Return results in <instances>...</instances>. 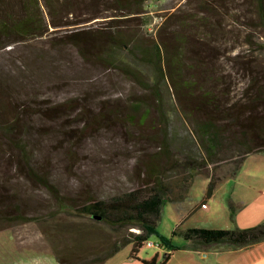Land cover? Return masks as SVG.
<instances>
[{"label":"rangeland","instance_id":"1","mask_svg":"<svg viewBox=\"0 0 264 264\" xmlns=\"http://www.w3.org/2000/svg\"><path fill=\"white\" fill-rule=\"evenodd\" d=\"M106 6L100 5L99 15L91 17L73 3L56 18L71 24H48L42 36L0 48V124L13 127L6 135L0 130V264H56L49 252L81 264L140 232L136 226H111L81 212L90 199H107L143 182L142 158L157 150L152 138L160 132L158 122L130 124L125 117L129 103L139 98L150 105V121H157L149 88L120 69L82 58L68 44H56L71 33L89 40L124 20L109 19L126 17ZM128 22L146 40L182 36V77L198 79L224 107L247 101L254 90L252 79L264 81V28L254 16L252 1L146 0L144 12ZM142 73L151 87L154 73L143 67ZM160 85L170 147L182 157L184 151H195L192 126L170 81L166 78ZM197 93L195 89L193 96ZM15 140L24 144L29 163L46 175L61 199L28 174ZM233 166L228 160L211 168L224 175ZM167 174V179L181 177L178 172ZM207 185L205 175H196L183 201L162 204L149 239L175 249L168 264L190 261L182 246L187 228H237L229 202L249 205L264 188V151L250 154L236 171L225 174L210 196ZM18 215L23 219H4ZM131 247L122 245L116 257L129 256ZM157 250L143 245L139 255ZM159 255L163 258L164 253Z\"/></svg>","mask_w":264,"mask_h":264},{"label":"trees","instance_id":"2","mask_svg":"<svg viewBox=\"0 0 264 264\" xmlns=\"http://www.w3.org/2000/svg\"><path fill=\"white\" fill-rule=\"evenodd\" d=\"M249 1L253 3L254 16L258 24L264 28V0ZM76 2L77 5L85 7L91 13V17L99 15L100 5L103 4L105 6L108 4L105 9H112L116 13L114 15L126 17L109 19V22L124 20H120L121 23L110 24L107 31L89 40L77 36V33H71L56 44L59 43L58 46L68 44L74 47L82 58L92 57L108 68L120 69L138 85L149 88L157 103V121L155 119L150 121V105L148 101L139 98L129 103L125 117L130 124L144 125L147 120L151 125L155 122L160 123L159 134L154 132L152 138H156L158 142L157 150L142 158L145 174L143 182L135 188L107 199H90L81 209L83 214L96 217L111 226L128 225L140 229V232L132 233V237L124 239L107 254L81 263L99 264L125 243L132 244L131 256L137 257V252L156 227L164 201L167 199L175 203L183 201L196 175H205L208 178L206 195L210 196L225 174L236 171L250 154L264 151V81L252 79L250 84L254 90L247 97V101L234 102L224 107L216 93L210 88H204L198 79L182 77L181 60L184 56L182 36L174 35L167 40H146L142 32L129 24V20L138 19L144 12L146 0H0V48L42 36L48 31V24L53 27L71 24L56 18ZM123 52L129 60L123 58ZM142 67L154 73L151 87L146 82ZM166 78L178 99L183 98L180 102L185 106L184 115L192 126L190 139L194 143L195 151H184L182 157L174 153L170 147L168 115L160 87V81ZM195 89L198 93L193 96ZM186 101H192L193 105L187 104ZM0 130L4 135L11 133L12 124L8 126L0 124ZM13 143L22 155L28 174L61 199L56 187L46 175L38 173L29 163L24 144L18 140ZM228 160H231L234 166L227 169L224 175L212 172L211 166ZM169 171L178 172L181 177L176 180L167 179ZM229 208L235 213L237 206L229 202ZM21 218L23 219L18 215L16 218L4 219ZM183 236L185 239H194L206 245L221 243L240 248L264 240V221L251 227L234 229L189 227ZM159 244L167 245L164 241H159ZM54 255L59 264H80L71 259L66 260L57 253ZM169 256L167 253L158 259L157 254H154L150 259L140 260L142 264H165Z\"/></svg>","mask_w":264,"mask_h":264},{"label":"crops","instance_id":"3","mask_svg":"<svg viewBox=\"0 0 264 264\" xmlns=\"http://www.w3.org/2000/svg\"><path fill=\"white\" fill-rule=\"evenodd\" d=\"M237 204V203H236ZM235 214V222L237 228L252 226L264 221V188L255 196V198L248 205L242 202L237 204ZM187 242L182 245L185 247L187 253H189L190 261L177 264H264V240L240 248H234L232 246L218 244H202L194 239H186ZM174 250H169L165 245L161 246L154 254H157V258L160 259V252L164 255L169 253V259L165 264L171 260L174 256ZM48 252V251H47ZM50 253V259L59 264L55 258V255ZM153 254V255H154ZM116 252L105 259L99 264H142L141 258L150 259L153 255L147 257H141L139 251L137 257L123 256L122 258L116 257ZM115 259V260H114ZM112 260V261H111Z\"/></svg>","mask_w":264,"mask_h":264},{"label":"built area","instance_id":"4","mask_svg":"<svg viewBox=\"0 0 264 264\" xmlns=\"http://www.w3.org/2000/svg\"><path fill=\"white\" fill-rule=\"evenodd\" d=\"M202 206L204 207L205 206V204L204 203H202ZM144 246H147V247H155V248H161V245L159 244V242H156V241H154V240H152V239H147L145 242H144V244H143Z\"/></svg>","mask_w":264,"mask_h":264}]
</instances>
